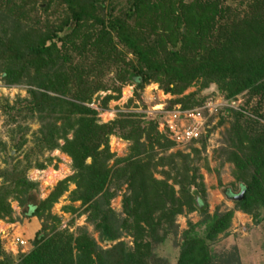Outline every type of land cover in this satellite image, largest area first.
<instances>
[{
    "label": "trees",
    "instance_id": "1",
    "mask_svg": "<svg viewBox=\"0 0 264 264\" xmlns=\"http://www.w3.org/2000/svg\"><path fill=\"white\" fill-rule=\"evenodd\" d=\"M245 6L238 19L225 0L186 4L181 0H0V83L24 88L26 95L11 106L3 101L1 107L6 123H23L10 135L11 141L15 135L19 137L14 152L25 143L26 125L36 123L37 131L31 134L35 148L60 150L70 159L74 172L30 206L27 196L37 186L25 178L30 168L28 154L24 166L15 161L0 171V220L11 216L7 201L12 198L28 209L22 214L26 220H42L40 232H48L26 254H10L15 261L3 254L0 244V264H147L146 238L163 242L166 231L158 237L157 229L170 227L182 206L201 215L199 223L204 229L184 237L176 264L209 263L207 243L225 231L231 212L206 215L205 205L199 200L201 207H196L187 195L185 179L176 168L172 167L177 171L173 182L185 194L182 200L173 199L170 187L151 178L152 149L164 152L173 145L157 132L158 117L144 123L134 115L119 114L110 122L97 123L96 113L85 105L96 92L108 90L100 78L103 66L116 71L113 82L129 84L133 91L155 84L163 94L178 97L172 104H178L180 111L203 105L205 98H195L193 93L183 96L197 80H202L200 89L214 85L215 96L226 102L244 94L247 99L238 111H219L231 115L225 142L228 160L238 173L237 196L241 197L234 199L236 194L232 196L228 190L222 195L257 223L256 211L264 212V125L250 120L245 107L257 98L250 113L264 122V0H245ZM35 8L42 17H34ZM58 11V22H48ZM112 85L111 92L118 95L120 88ZM112 99L116 98L105 96L101 107ZM109 137L130 143L128 156L113 161L114 166L122 162L124 167L114 171L107 168L113 158ZM194 143L203 147L205 142L195 140L187 147ZM0 151L5 152L2 142ZM171 158L187 160L177 152ZM67 183L75 186L70 200L80 201L90 213L87 221L99 244L113 243L124 233L131 246L117 242L102 249L85 228L77 229L76 237L57 231L58 220L49 210ZM110 185L114 191L125 185L128 192L122 196V219L108 207L113 196L107 192Z\"/></svg>",
    "mask_w": 264,
    "mask_h": 264
},
{
    "label": "rangeland",
    "instance_id": "2",
    "mask_svg": "<svg viewBox=\"0 0 264 264\" xmlns=\"http://www.w3.org/2000/svg\"><path fill=\"white\" fill-rule=\"evenodd\" d=\"M181 1L186 4L193 0ZM225 4L230 7L232 12L235 11L239 15L238 19L241 18L243 12L246 10L245 0H225ZM38 6L42 7L40 4ZM33 15L34 17L37 15L38 17H42L38 8L37 10L35 8ZM60 15L58 11L54 16H49L48 22H58ZM127 58L129 59V56ZM112 68L111 66L108 69L105 66L100 68V72L103 74L100 78H102L101 80L106 84L108 90L96 92L91 97L90 103L85 105L96 113L97 123L104 124L110 122L117 118L119 114L134 115L144 123L154 120V116L156 118L159 116L156 130H159L160 132H157L167 141H170L168 133L163 130L162 126L161 128L163 129L158 125L163 113L175 111L176 109L179 110L178 104H172L174 99L178 97L163 94L155 84L143 86L140 91H133L132 86L129 84L120 85L117 81H112L116 73ZM201 81L192 82L184 91L183 96L193 93L195 94V98H205L201 107H205L209 101V103L213 104L217 102L222 103V98L215 96L214 85H208V87L200 89ZM111 84H113L112 87L114 88H120L118 95L111 92ZM133 93H136L137 97ZM25 96L24 88L17 86L16 89H8V87L6 88L0 83V142L5 145V152L2 153L0 151V171L9 169L15 161L20 162L21 167L24 166V157L28 154L27 161H29L30 168L26 171L25 178L37 186V191L27 196L26 205L32 206L36 205L38 200L46 198L57 183L71 177L74 172L70 169V159L60 150L47 152L35 148L31 134L37 131L38 125L36 123L29 122L26 125L27 131L23 136L25 143L19 148L18 152H14L13 144L19 140V137L15 135V138L11 141L10 135L12 132L17 131L16 126L23 127V123L18 120L13 123H6V116L3 114L1 107L4 106L3 101H6L11 106L16 98L20 99ZM105 96H112L116 99L109 100L105 107L102 108L101 100ZM245 98L244 94H241L232 100V103L229 104L230 108H220L216 113H211L209 116L205 111H200L203 116L200 119L204 124V132L199 139H204L205 143H203V147H201L202 144L194 143L189 147L187 145L175 146L173 144L164 152L155 148L152 149V153L155 156L152 161L154 165L150 169V176L156 182L164 183L167 187H170L173 192V199L182 200L185 194H181L179 192V185L173 182L177 171L172 169V167L176 168L183 175L185 179L183 185L188 188L187 195L189 194L190 198L194 199L196 207H201L200 201L205 205L206 215L212 216L214 214L231 212V217L225 231L217 235L213 241L207 243L208 255L211 258L208 264H264V212L262 210L256 211L257 223H255L252 216L243 214L235 209L234 203L231 200H226L222 195L224 190H228L233 194L232 196L235 194L237 196L239 187V182L236 180L238 173L231 161L228 160L229 148L225 140L226 132L232 119L226 110L238 111ZM128 100H131V103L127 105ZM256 100L257 98H253L247 107H245L248 113L251 112ZM223 109H226V112H221L220 114L219 111H223ZM247 112L245 115L250 120H255L264 125V122L257 120L256 117L252 116V113L249 116ZM55 125H59V123L56 122ZM66 138L70 139V134L66 135ZM114 139L119 140L114 137H109L108 139V150L110 154H113V158L107 163V168H110L112 171L124 167V163L122 162L114 166L113 161L114 158L125 159L129 154L128 147L130 146L129 142L120 139L121 146L116 147L112 144V150H114L112 151L109 144L110 141L114 143ZM140 142H144V140L141 138ZM57 143L59 146L62 145V141H57ZM116 148L119 149L115 151ZM176 152L180 153L181 156H186L187 160L183 161L180 158H171V156L174 157ZM6 155L13 159L7 158L8 156ZM86 163H88V160H86ZM36 165H41V168L36 167ZM187 183L191 185L187 186ZM107 188V192L110 195L113 194L108 201V207L114 212L117 219L124 218L121 201L122 196L128 194L125 185H122L117 191H114L113 185L107 186ZM74 189L75 186L72 183H67L65 192L58 197L49 210V215L58 220L56 230L66 231L72 237H76L77 229L85 228L88 235L102 249L111 247L117 242H123L127 247H130L131 239L124 233H121V237L113 243L106 241L101 244L98 243L97 235L93 232L91 224L87 221L90 213L85 212L86 206L81 205V202L78 200H70V195L74 192ZM7 203L11 210V216L0 220V228H8L9 233H15L19 236L29 252L39 244L40 239L47 237L48 232H40L42 220L35 217L26 220L23 217L22 214H25V212L27 214L28 210L25 206H19L12 198H9ZM199 222H201V215L196 210L187 212L185 207L182 206L181 214L174 216L170 227L162 224L163 226L161 225L162 227L157 229L156 236L158 237L163 235L164 230L166 231L163 242L153 243L146 238L150 254L147 264H176L178 247L183 242L184 237L189 233L196 232L200 234L203 231L204 227ZM1 251L10 260L15 261L17 259L16 257H12L13 255L11 256L2 246Z\"/></svg>",
    "mask_w": 264,
    "mask_h": 264
},
{
    "label": "built area",
    "instance_id": "3",
    "mask_svg": "<svg viewBox=\"0 0 264 264\" xmlns=\"http://www.w3.org/2000/svg\"><path fill=\"white\" fill-rule=\"evenodd\" d=\"M222 103H207L205 107H200L196 109H192L189 111H180L175 110L162 114V119H160V123L158 126H161L165 132L169 135V140L175 146H186L190 142L198 140L203 134L204 124L200 119L203 117L200 111H205L209 116L220 108H230L229 104L232 103L226 102L223 99ZM158 113V112H156ZM159 118V116H157ZM156 118V116H154ZM153 118V119H154ZM159 131V130H157ZM160 132V131H159ZM110 141L109 146H111V150L113 149V145L116 147L121 146V142L119 140ZM113 144V145H112ZM119 148H116L118 150ZM110 150V151H111ZM114 151V150H112ZM0 244L4 250L8 251L11 255L21 254L24 255L27 253V249L25 248V243L22 239L17 236L15 233H9L8 228H0Z\"/></svg>",
    "mask_w": 264,
    "mask_h": 264
},
{
    "label": "clouds",
    "instance_id": "4",
    "mask_svg": "<svg viewBox=\"0 0 264 264\" xmlns=\"http://www.w3.org/2000/svg\"><path fill=\"white\" fill-rule=\"evenodd\" d=\"M4 87H8V89H16L17 88V86H4ZM27 252H28V250H27Z\"/></svg>",
    "mask_w": 264,
    "mask_h": 264
},
{
    "label": "water",
    "instance_id": "5",
    "mask_svg": "<svg viewBox=\"0 0 264 264\" xmlns=\"http://www.w3.org/2000/svg\"><path fill=\"white\" fill-rule=\"evenodd\" d=\"M241 197V194H239V196L235 197L234 199H240Z\"/></svg>",
    "mask_w": 264,
    "mask_h": 264
}]
</instances>
